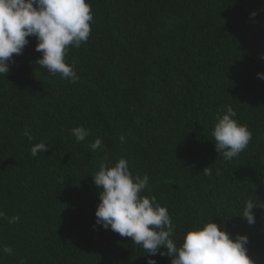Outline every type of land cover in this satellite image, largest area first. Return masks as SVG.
<instances>
[{"label": "trees", "instance_id": "1", "mask_svg": "<svg viewBox=\"0 0 264 264\" xmlns=\"http://www.w3.org/2000/svg\"><path fill=\"white\" fill-rule=\"evenodd\" d=\"M89 3L90 37L66 56L75 82L36 63L35 37L0 75V210L19 216L0 219V264H147L131 238L94 227L93 175L121 157L149 176L143 195L167 206L179 238L213 216L246 233L249 255L264 264V209L254 207L251 225L240 215L248 199L264 202V0ZM227 105L252 132L231 161L212 137ZM77 126L89 131L84 141ZM40 141L47 150L33 157Z\"/></svg>", "mask_w": 264, "mask_h": 264}, {"label": "clouds", "instance_id": "2", "mask_svg": "<svg viewBox=\"0 0 264 264\" xmlns=\"http://www.w3.org/2000/svg\"><path fill=\"white\" fill-rule=\"evenodd\" d=\"M92 21L89 0H0V75L9 73L14 56L22 55L29 37H35V51L41 53L36 63L52 75L60 74L75 82L76 62H68L66 56L70 47L79 48L88 41ZM257 77L264 79V72H258ZM236 116L231 105L221 108L212 129L215 149L228 161L246 149L252 139L248 126L234 119ZM71 133L77 142L89 136L83 126L72 128ZM24 135L33 139L27 129ZM120 141L124 143L125 137L121 136ZM101 146L99 137L89 145L93 151ZM47 147L45 141L35 143L31 155L45 153ZM203 171L205 175L212 174L208 167ZM93 181L99 189L94 227L131 238L133 245L143 249L147 264H157L156 256L169 257L170 264H259L249 255L248 235L229 232L213 216L202 225L190 227L179 238L167 206H162L155 195H143L149 176L133 175L126 158L121 157L114 164L105 158ZM254 207L264 209V202L248 199L240 212L250 225L256 220ZM0 219H8L11 224L19 216L9 219L0 210ZM2 252L10 255L13 249L4 245Z\"/></svg>", "mask_w": 264, "mask_h": 264}]
</instances>
